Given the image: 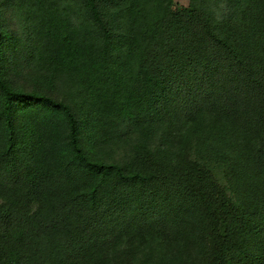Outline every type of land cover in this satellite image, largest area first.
Wrapping results in <instances>:
<instances>
[{"label": "trees", "instance_id": "trees-1", "mask_svg": "<svg viewBox=\"0 0 264 264\" xmlns=\"http://www.w3.org/2000/svg\"><path fill=\"white\" fill-rule=\"evenodd\" d=\"M77 1L0 30V264H264V0Z\"/></svg>", "mask_w": 264, "mask_h": 264}, {"label": "rangeland", "instance_id": "rangeland-1", "mask_svg": "<svg viewBox=\"0 0 264 264\" xmlns=\"http://www.w3.org/2000/svg\"><path fill=\"white\" fill-rule=\"evenodd\" d=\"M190 1L173 0L172 8L188 7ZM56 2L77 23H82L83 19H85L80 3L77 0H56ZM32 28L33 22L25 0H0V30L8 32L15 39H22L19 45L16 43L17 48H14V51H9L12 58H10L11 64L9 66L8 78L15 86H32V82L28 81H31L29 77L32 69L34 70L33 64L24 58V52L31 44L28 40ZM61 85V83H56L55 93L63 97L65 90ZM120 153L114 151L112 154Z\"/></svg>", "mask_w": 264, "mask_h": 264}]
</instances>
